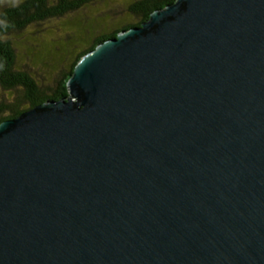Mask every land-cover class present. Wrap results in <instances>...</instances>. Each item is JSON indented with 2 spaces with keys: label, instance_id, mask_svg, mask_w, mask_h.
I'll return each mask as SVG.
<instances>
[{
  "label": "water",
  "instance_id": "water-1",
  "mask_svg": "<svg viewBox=\"0 0 264 264\" xmlns=\"http://www.w3.org/2000/svg\"><path fill=\"white\" fill-rule=\"evenodd\" d=\"M0 123V264H264V0H174Z\"/></svg>",
  "mask_w": 264,
  "mask_h": 264
},
{
  "label": "trees",
  "instance_id": "trees-1",
  "mask_svg": "<svg viewBox=\"0 0 264 264\" xmlns=\"http://www.w3.org/2000/svg\"><path fill=\"white\" fill-rule=\"evenodd\" d=\"M94 0H0V88L4 91L20 90L18 96L0 101V123L8 118L44 102L57 100L67 95L66 82L71 76L75 64L82 55L92 50L100 42L112 38L122 29L139 25L155 9L173 3L174 0H134L127 8L137 17L136 22H128L108 34L95 36L94 22L87 26L85 20L73 19L62 23L64 37L52 44L51 54H46L54 69L53 88L43 90L36 79L25 69H17V55L12 38L24 34L27 28L40 26L51 20L60 19L75 12ZM87 21L89 19L87 18ZM86 34L89 41L85 45ZM54 62H56L54 64Z\"/></svg>",
  "mask_w": 264,
  "mask_h": 264
},
{
  "label": "rangeland",
  "instance_id": "rangeland-1",
  "mask_svg": "<svg viewBox=\"0 0 264 264\" xmlns=\"http://www.w3.org/2000/svg\"><path fill=\"white\" fill-rule=\"evenodd\" d=\"M133 1L94 0L90 4L83 6L75 12L66 14L60 19L51 20L40 26L27 28L24 34L12 38L17 55L16 68L27 70L36 79L37 83L42 85L41 88L43 90L47 91L48 88H53L55 85L53 78H55L56 73L54 72L56 70L47 61L46 54L49 56L52 44H57L58 40L64 37L62 23L66 20L79 19L85 20V25L90 26L94 22V28L89 29V32L94 30L93 34L95 36L108 34L116 28L123 27L128 22L137 21V17L127 10ZM87 18L89 21H87ZM86 38L85 45L89 41L87 34ZM19 93L21 94L20 90L9 92L0 88V101L10 100L12 97L18 96Z\"/></svg>",
  "mask_w": 264,
  "mask_h": 264
}]
</instances>
